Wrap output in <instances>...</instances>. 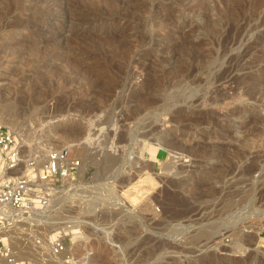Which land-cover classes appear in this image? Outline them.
I'll use <instances>...</instances> for the list:
<instances>
[{"label":"rangeland","instance_id":"1","mask_svg":"<svg viewBox=\"0 0 264 264\" xmlns=\"http://www.w3.org/2000/svg\"><path fill=\"white\" fill-rule=\"evenodd\" d=\"M0 75V122L83 167L19 262L264 264V0H0Z\"/></svg>","mask_w":264,"mask_h":264},{"label":"built area","instance_id":"2","mask_svg":"<svg viewBox=\"0 0 264 264\" xmlns=\"http://www.w3.org/2000/svg\"><path fill=\"white\" fill-rule=\"evenodd\" d=\"M81 166L82 161L74 154L72 146L51 148L43 156L42 152H34L19 135L0 122L1 229H8L13 223L11 218L3 215L7 210L28 215L48 208L56 190L69 185ZM260 228L264 237V217ZM52 249L55 254L62 253L64 246L60 238L53 241ZM0 261L17 264L7 238L0 239Z\"/></svg>","mask_w":264,"mask_h":264},{"label":"bare ground","instance_id":"3","mask_svg":"<svg viewBox=\"0 0 264 264\" xmlns=\"http://www.w3.org/2000/svg\"><path fill=\"white\" fill-rule=\"evenodd\" d=\"M13 72L14 71H11V75L13 74ZM1 76V75H0ZM7 120V119H6ZM8 121H10V120H8ZM6 123H8V122H6ZM10 124H11V122H9ZM8 125V124H7ZM50 127V126H49ZM51 129V128H50ZM53 129V128H52ZM46 130V131H45ZM44 131L45 132H43L44 134H45V136H47L49 133H51V135H52V137L54 136V135H56V137L58 138V134L56 133V132H54V130H47V129H45ZM43 134V135H44ZM41 137V136H40ZM49 137V136H48ZM47 137V138H48ZM52 137H50V138H52ZM22 138V137H21ZM22 140H23V138H22ZM41 140V139H40ZM23 142L25 143V141L23 140ZM29 144V143H28ZM48 144V143H47ZM47 144H45V146L42 148L41 147V151H42V155L43 156H45V154L47 153V151H48V147H50V146H46ZM134 146H135V149H134V154H136L135 155V158H136V160L137 161H139L141 158H143V157H145L144 155H145V153H146V150H147V147L149 146V143H147V142H145V141H140L139 142V140L138 141H136L135 142V144H134ZM39 147V146H38ZM40 148V147H39ZM37 149V148H36ZM41 151H34V152H41ZM32 151H30V153H31ZM139 163V162H138ZM83 172V167H81L80 169H79V173H82ZM79 176H80V174H78ZM81 178V177H80ZM54 203L55 201H54V198L52 199V201H51V203ZM4 216H6V217H9V218H11L12 219V221H14L15 222V224H20L19 222L20 221H24V222H29L30 224H33V225H37V224H39V223H42V224H48L49 222H48V219L46 218V220H44V217H45V213L43 212V211H35V212H33V213H30V214H28V215H23V214H21V213H19L18 211H12V210H7V212L6 213H4L3 214ZM262 215H263V213H262ZM262 215H260V218H261V220H262V218H263V216ZM2 216V214H0V217ZM251 221V220H250ZM251 223V222H250ZM253 224V223H252ZM249 227H251V230H252V228L255 230V234L257 235V233L259 232V230H261V228H260V224H259V222L258 223H254L253 225H251V226H249ZM249 227H247V228H249ZM58 228H60L63 232H69V231H72V230H74V228H75V226H73L72 224L71 225H69V223H65V224H62V225H60V226H58ZM246 228V227H245ZM244 228V229H245ZM36 233V238H37V240H39L40 239V242H41V239L43 240V237H44V234H43V232L42 233H40V232H35ZM45 233V232H44ZM66 234H68V233H66ZM253 234V233H252ZM12 235H13V232L11 231V229L9 230V228L8 229H5V230H3V229H1V227H0V239H3V238H7V240H8V242L10 243L11 242V237H12ZM255 236V235H254ZM46 237L49 239V241H50V243H52L55 239H54V237H55V235L54 234H52V233H50V231L49 230H47L46 231ZM257 237V236H256ZM16 240V239H15ZM261 242L262 243H264V239L263 240H261ZM19 243V242H18ZM39 243V242H38ZM11 244V243H10ZM13 244V243H12ZM41 244V243H40ZM12 247H14V249H15V246H12ZM13 249V250H14ZM30 249V252H34V251H40V253L42 252V251H44V250H46V249H44L43 250V248H42V251H41V247H39L38 245H37V243H35V247H34V249H31V248H29ZM237 249L238 250H242L240 247H237ZM25 252H28V248H24L23 249ZM44 252H46V251H44ZM239 252V251H238ZM45 255H46V253H44ZM43 254V255H44ZM45 255H44V257H45ZM20 255H18V253H14V258H15V263H17V264H19L20 262L19 261H21L22 260V258L21 257H19ZM53 257V256H52ZM60 257V256H59ZM46 258H48V257H46ZM49 259L51 260H49V263L51 262V264L53 263V264H55V262L57 261H55L54 262V260L51 258V257H49ZM48 261V260H47ZM59 262H56V264H58ZM0 264H3V262L2 261H0ZM27 264V263H26Z\"/></svg>","mask_w":264,"mask_h":264}]
</instances>
